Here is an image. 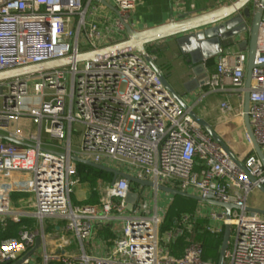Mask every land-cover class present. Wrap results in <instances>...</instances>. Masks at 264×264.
<instances>
[{
  "label": "built area",
  "instance_id": "2783aa9c",
  "mask_svg": "<svg viewBox=\"0 0 264 264\" xmlns=\"http://www.w3.org/2000/svg\"><path fill=\"white\" fill-rule=\"evenodd\" d=\"M106 1L116 11L96 0H0V73L69 59L0 80V134L16 141L0 138V223L36 222L34 229L2 241L0 264L22 259L37 237L39 247L19 264H216L204 258L197 241L178 255L171 252L176 237L162 230L166 201L156 188L152 197L118 177L100 192L98 203L74 202L82 176L71 155L204 199L235 203L239 208L230 218L205 203L208 212L195 216L206 219L205 229L214 234L230 224L225 264H264V216L246 210L251 189L264 184V164L255 151L239 159L242 168L193 120L194 107L184 109L161 83L163 71L150 63L156 60L152 45L146 53L118 50L78 61L81 54L127 39L124 23L139 0ZM259 3L251 4L256 9ZM246 65L244 51L219 56L205 80L208 91L243 100ZM249 91L251 127L264 152V19ZM220 107L227 109L228 102ZM75 122L84 127L79 152L71 150ZM34 124L37 132L27 131ZM246 140L252 145L247 133ZM130 191L138 193L132 211L126 207ZM50 218L56 220L54 232L62 233L55 239L44 224ZM96 229L111 237L93 242L90 250ZM40 248L42 254L34 257Z\"/></svg>",
  "mask_w": 264,
  "mask_h": 264
},
{
  "label": "water",
  "instance_id": "95a60500",
  "mask_svg": "<svg viewBox=\"0 0 264 264\" xmlns=\"http://www.w3.org/2000/svg\"><path fill=\"white\" fill-rule=\"evenodd\" d=\"M96 1L100 2L107 8L116 11L115 7L108 1ZM75 2H77V0H75ZM251 3L252 0H238L229 6H223L208 12L189 16L179 20H170L164 24L143 30H137L130 23L125 22L124 25L127 39L124 42L98 51L81 54L78 56V61L92 59L102 53L118 50L127 51L129 54H136L137 52L146 53L147 46H157L158 42L161 40L174 38L183 53H190V58L187 61L194 65L193 73L195 77L187 80L184 83V94H191L196 88L199 87V85L205 83L204 80H200L199 76L202 74L201 71L203 72V70H205L204 67L206 62L222 53L224 49L232 48L238 44V47L241 48V51L247 52V69L245 77V91L243 96L244 125L255 153L264 164V152L254 136L249 117V89L252 83V68L254 67V60L258 49L259 27L261 21L264 19V0H260L259 6L256 9L253 8ZM241 35L249 36L247 40H236V37ZM155 50L156 49H154V51ZM68 62L69 59H59L47 63H40L29 67L7 71L0 73V80L59 67L67 64ZM150 63L155 68H157L153 61H150ZM160 81L165 89L171 93V95L182 105L184 109L189 108V105L184 100L183 95H181L178 91H176V89L172 87L168 81L167 75L162 74L160 76ZM189 114L215 142L221 145L229 157L237 165L243 168L241 161L236 157L235 153L231 150L229 145L220 136V134L213 128V126L206 119L201 117L195 110L191 109ZM0 138L16 142L14 139L5 135L0 134ZM60 155L64 156L65 154L60 153ZM70 157L76 163H81L95 169L111 173L114 177V180L118 177H123L129 180L131 183L141 185L143 187L156 188L161 192L170 194L172 197L180 195L194 199L197 202H202L220 209H224L227 218H230L232 209L239 208L235 203L232 202H222L215 199H204L196 194L184 192L162 184H155L152 181L135 177L113 167L83 159L77 155H71ZM250 179L252 181L255 180L252 176H250ZM257 188L264 193V184H258ZM137 198L138 193L135 191H130L127 194L126 207L129 211L133 210ZM246 210L264 215V209L261 208L247 205ZM231 232L232 229L230 224H226L224 226L223 239L217 264H225L224 256L228 248ZM40 243L41 238L37 237L34 247L30 249V251L22 259L18 260L14 264H19L23 259L30 256L36 250V248L39 247Z\"/></svg>",
  "mask_w": 264,
  "mask_h": 264
},
{
  "label": "crops",
  "instance_id": "0c3cea01",
  "mask_svg": "<svg viewBox=\"0 0 264 264\" xmlns=\"http://www.w3.org/2000/svg\"><path fill=\"white\" fill-rule=\"evenodd\" d=\"M192 1L193 2L187 5L184 2L178 3L177 0H139L137 7L131 13L129 23L135 29L143 30L164 24L170 20H179L223 6H229L238 0ZM197 1L200 2L198 3ZM196 3L198 4L196 5ZM248 36L249 35L237 36L236 40H247ZM152 46V53L156 57L155 63L163 71L164 75H167L168 81L172 87L183 95L188 105L193 106L194 110L213 126L235 153L236 157L238 159H243L248 154L252 153L254 149L246 140L247 132L243 116H241L243 100L226 92H209L205 83L199 85L191 94H184V83L195 77L193 73L194 65L187 61L190 58V53H183L174 38L161 40L158 42L157 46ZM154 49L156 50L154 51ZM239 51H241V48L236 44L232 48L224 49L222 53L207 61L204 67L205 70H203V72L201 71L202 74L199 76L200 80L205 81L207 76L216 70L219 56L222 54H234ZM244 52L247 54L246 51ZM230 86L229 83L226 84L227 88ZM224 101L228 102L227 109H221L220 107V104ZM113 180L114 177L112 175L109 184ZM134 186L139 185L134 184ZM95 190L96 187L92 186L90 182L81 181L75 186L72 199L74 202L98 203L100 197ZM148 191L153 193L150 190ZM87 193H89L88 197H86ZM88 199H92V202H88ZM166 200L167 199H165V201ZM105 230L106 229H96L90 239L91 242L93 243L102 240V238L111 237V232Z\"/></svg>",
  "mask_w": 264,
  "mask_h": 264
},
{
  "label": "rangeland",
  "instance_id": "374dc122",
  "mask_svg": "<svg viewBox=\"0 0 264 264\" xmlns=\"http://www.w3.org/2000/svg\"><path fill=\"white\" fill-rule=\"evenodd\" d=\"M178 3L184 2L185 4H189L193 2L192 0H177ZM198 2V1H197ZM200 2V1H199ZM198 2V3H199ZM196 3V5L198 4ZM2 99L0 98V106H1ZM73 133L71 136V150L73 152H79L80 151V146H81V136L82 132L84 130V127L81 123L75 122L73 124ZM27 131L31 132H37V125H32V129L27 128ZM44 139L46 141H50L49 143H60L57 139H50L47 136H44ZM97 176V184L95 185L96 187V192L99 197H100V192L103 191V189L107 188L109 185V180L102 177L101 175H98L95 173ZM132 186L134 184L132 183ZM141 186V185H140ZM143 190L145 191H152L153 193H150V195L153 197L154 196V189L150 187H143ZM159 195L162 200H166L165 204V222L163 223V228L162 230H172L173 235H175L176 239L177 238H183V241L187 244L188 242L192 241L190 233L195 231V228L197 226L198 218L195 215H200V213H207L208 206L197 201L193 200H188L187 202H177L174 200V198L167 193L159 191ZM89 196V193H87V196ZM17 197H21L20 195H17ZM19 204V201L17 202ZM247 204L252 207H257L264 209V193L260 191L257 187L251 189L247 196ZM163 205V204H162ZM161 206V204H160ZM211 206V205H210ZM18 208V207H17ZM212 208L217 209V207L212 206ZM174 209H178V211L174 212ZM264 216V215H262ZM56 220L54 218L46 219L44 222L46 232L48 233L50 239H55L59 237L62 233H56L52 229L51 224L55 222ZM60 225H63L64 223L62 221L59 222ZM232 238V237H231ZM92 242H90V246H88L90 249ZM185 244V245H186ZM94 245V243H93ZM93 248H97L94 247ZM91 250V249H90ZM91 252V251H90ZM99 251H97L98 253ZM39 254H42V248L38 249L37 252L34 253L35 256H39Z\"/></svg>",
  "mask_w": 264,
  "mask_h": 264
},
{
  "label": "trees",
  "instance_id": "16d2710c",
  "mask_svg": "<svg viewBox=\"0 0 264 264\" xmlns=\"http://www.w3.org/2000/svg\"><path fill=\"white\" fill-rule=\"evenodd\" d=\"M77 167H78L79 173L82 176V181H88L92 184V186H95L96 181H97V176L95 173H97L98 175H101L102 177L108 179L109 181L112 179V174L109 172L95 169L93 167H90L88 165H84L81 163H78ZM173 198L177 202H187L188 200L196 201L194 199L187 198V197L180 196V195L173 196ZM87 201L92 202V199H88ZM176 211L179 212L178 209H174V212ZM206 223H207L206 219H198L195 231L190 233L191 239L192 241H197L202 244L204 248V258L205 259H210L217 264L218 259H219L220 247H221V243L223 239L224 230L220 234L211 233L205 229ZM35 224H36L35 220L30 219V218H24L19 222L7 220L5 224L0 223V244L5 239L11 238V237H18L21 230L34 229ZM185 244L186 243L183 241V238H177L174 243L169 245V247H170L171 252L174 255H178L181 253Z\"/></svg>",
  "mask_w": 264,
  "mask_h": 264
}]
</instances>
